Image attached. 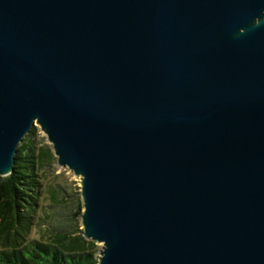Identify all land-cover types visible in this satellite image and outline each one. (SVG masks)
<instances>
[{"label": "water", "instance_id": "1", "mask_svg": "<svg viewBox=\"0 0 264 264\" xmlns=\"http://www.w3.org/2000/svg\"><path fill=\"white\" fill-rule=\"evenodd\" d=\"M35 124L96 264H264V0H0V176Z\"/></svg>", "mask_w": 264, "mask_h": 264}, {"label": "trees", "instance_id": "2", "mask_svg": "<svg viewBox=\"0 0 264 264\" xmlns=\"http://www.w3.org/2000/svg\"><path fill=\"white\" fill-rule=\"evenodd\" d=\"M53 156L31 126L11 173L0 176V264H96L99 258L95 242L82 236L79 185L49 168Z\"/></svg>", "mask_w": 264, "mask_h": 264}, {"label": "rangeland", "instance_id": "3", "mask_svg": "<svg viewBox=\"0 0 264 264\" xmlns=\"http://www.w3.org/2000/svg\"><path fill=\"white\" fill-rule=\"evenodd\" d=\"M39 127L40 126L38 124H35V125L32 126V128L34 129V131L36 133L37 138L40 140V143L42 145H46L47 147H49L50 150L52 151L53 155L55 156L51 145L48 143V141L46 139V136L44 135V133L41 131V129ZM54 156H53L52 166L49 167V168H51V170L54 171V173L62 172L64 175L68 176V178L70 180L76 181V184L79 185V177L78 176H75L72 172H70L67 167H60V166H58L57 161H56V158ZM32 233L35 234L36 232L33 231ZM95 245L98 247V251L100 253L101 244L95 243ZM98 256H99V254H98Z\"/></svg>", "mask_w": 264, "mask_h": 264}]
</instances>
